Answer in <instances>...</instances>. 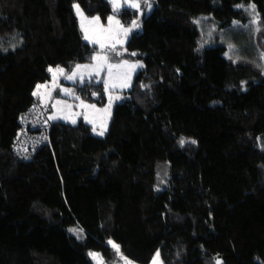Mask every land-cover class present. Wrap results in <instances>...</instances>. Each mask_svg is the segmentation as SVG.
<instances>
[{"label": "trees", "instance_id": "16d2710c", "mask_svg": "<svg viewBox=\"0 0 264 264\" xmlns=\"http://www.w3.org/2000/svg\"><path fill=\"white\" fill-rule=\"evenodd\" d=\"M75 2L103 23L136 16L108 0H0V264H94L92 251L108 264L155 253L162 264H264V75L225 45L247 33L254 5L264 50V0H154L126 44L143 67L106 133L49 121L48 140L20 158L19 117L50 67L68 72L99 49ZM201 19L219 41L199 42ZM77 93L107 101L94 77ZM205 185L228 191L222 223Z\"/></svg>", "mask_w": 264, "mask_h": 264}, {"label": "rangeland", "instance_id": "374dc122", "mask_svg": "<svg viewBox=\"0 0 264 264\" xmlns=\"http://www.w3.org/2000/svg\"><path fill=\"white\" fill-rule=\"evenodd\" d=\"M108 1L113 6L112 0ZM117 2L120 4L119 9L129 7L136 12V16L130 24L121 23L115 15H110L109 17H112V20L109 21L108 17V21L103 23L97 15H86L80 6L79 9L83 15H78L74 6L79 4L76 2L73 4L84 39L87 34L89 39L85 40L96 44L99 48L94 56L107 57V59L94 60L92 58L88 62L76 64L68 72L63 67H50L54 70L51 72V78L38 84L44 87L39 90L36 87V92H39L37 95L38 105L47 122L60 120L76 124L79 120L84 119L92 126L94 135L103 136L106 133L115 103L122 101L123 92L129 90L135 73L143 67L141 60L131 59L127 56L126 44L132 33L142 31V18L151 12L154 5V0H147V3H145V0H117ZM132 3H139L140 8L130 7L129 5ZM248 11L251 14V21L247 33H241L237 35V38L233 37L234 34L229 35V37L226 36V54L234 59L245 56L243 54H249L250 57H245L251 61L250 67L264 75V50L259 43L260 23L251 6L248 7ZM97 17L98 20L94 19ZM134 21L139 25L138 27L133 26ZM125 29H130V31L125 34ZM198 29L201 44L219 41L222 35L221 29L215 30L204 19L198 20ZM77 65L81 67L77 69ZM100 65H103V67H100ZM133 65H135L134 68ZM58 68L64 70L63 75L55 71ZM73 72H76L75 79H67ZM92 77L96 81H103L107 97V101L103 106H97L82 100L78 96L77 83L81 84ZM65 89L69 91L65 92ZM117 97L119 98L117 99ZM73 121L75 122L73 123ZM101 133L103 134L101 135ZM202 195L205 206L213 212L215 223H222L227 209L228 191L213 190L210 186L205 185L203 186ZM90 253L98 254L95 251ZM90 257L94 264H100V262L108 264L103 261L100 255L97 257L90 255ZM154 259L156 264H162L160 257H157V253L154 254L149 264H154ZM125 260L130 264H141L127 257H121L113 264H125Z\"/></svg>", "mask_w": 264, "mask_h": 264}, {"label": "built area", "instance_id": "2783aa9c", "mask_svg": "<svg viewBox=\"0 0 264 264\" xmlns=\"http://www.w3.org/2000/svg\"><path fill=\"white\" fill-rule=\"evenodd\" d=\"M20 127L13 142V152L20 158L27 156L28 152L48 140L44 114L34 102L19 117Z\"/></svg>", "mask_w": 264, "mask_h": 264}, {"label": "snow or ice", "instance_id": "6c2138e0", "mask_svg": "<svg viewBox=\"0 0 264 264\" xmlns=\"http://www.w3.org/2000/svg\"><path fill=\"white\" fill-rule=\"evenodd\" d=\"M112 2H113V6H114V9H119V7H120V4L117 2V0H112ZM145 3H147V0H145ZM130 7H133V8H140V4L139 3H132L131 5H129ZM74 7H76V9H77V13H78V15H83L82 14V12L80 11V9H79V5H75ZM149 7H150V5H149ZM253 8H254V5H253ZM94 19H96V20H98L99 18L97 17V18H94ZM112 20V17H109V21H111ZM133 26L134 27H138L139 25L138 24H136V22L134 21L133 22ZM130 31V29H125V34H127L128 32ZM85 39L87 40V39H89V37L87 36V34L85 35ZM94 42H98V41H94ZM119 42V41H118ZM101 47H103V45H101ZM114 47V46H113ZM134 55V54H133ZM93 59L94 60H106L107 59V57H99V56H94L93 57ZM126 63V62H125ZM77 67V69H79L81 66L80 65H77L76 66ZM100 67H103V65H100ZM133 68L135 67V65H133L132 66ZM49 71L50 72H52V71H54L53 69H49ZM56 72H59V74H61V75H63L64 74V70L63 69H61V68H58V69H56L55 70ZM75 77H76V72H73V74L72 75H70V76H68L67 77V79H69V80H72V79H75ZM125 87L127 86V85H124ZM41 87H44V86H41V85H37V89L39 90ZM65 92H68L69 90H67V89H65L64 90ZM34 95H38L39 94V92L37 91V92H35V93H33ZM119 97H117V99H118ZM54 118V117H53ZM75 121H73V123H74ZM103 133H101V135H102ZM181 143H183V141H181ZM193 143H194V141H193ZM109 243L110 244H112V247L117 251V252H119V246L118 245H116V244H114L112 241H109ZM90 255H92L93 257H97L99 254H96V253H90ZM159 256V253H157V257ZM100 264H102V262H100ZM125 264H130V262H128V261H126L125 260ZM154 264H156V260L154 259ZM217 264H220V261L218 260L217 261Z\"/></svg>", "mask_w": 264, "mask_h": 264}, {"label": "crops", "instance_id": "0c3cea01", "mask_svg": "<svg viewBox=\"0 0 264 264\" xmlns=\"http://www.w3.org/2000/svg\"><path fill=\"white\" fill-rule=\"evenodd\" d=\"M82 118V117H81ZM83 119V118H82ZM84 120V119H83ZM46 121V120H45ZM85 121V120H84ZM47 122V121H46ZM86 123H87V121H85ZM87 124H89V123H87ZM90 125V124H89ZM92 127V126H91Z\"/></svg>", "mask_w": 264, "mask_h": 264}]
</instances>
